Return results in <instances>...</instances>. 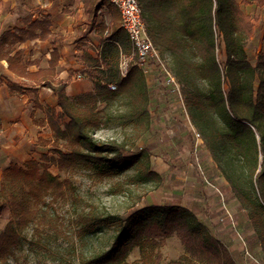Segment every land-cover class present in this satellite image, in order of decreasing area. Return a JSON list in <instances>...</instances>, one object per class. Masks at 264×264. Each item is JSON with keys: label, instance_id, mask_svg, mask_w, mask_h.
<instances>
[{"label": "trees", "instance_id": "16d2710c", "mask_svg": "<svg viewBox=\"0 0 264 264\" xmlns=\"http://www.w3.org/2000/svg\"><path fill=\"white\" fill-rule=\"evenodd\" d=\"M82 1L87 6L91 25H94L98 10L106 0ZM138 2L148 35L173 61L171 69L181 85L184 105L199 130L196 131L204 139L203 147L217 157L230 155L245 174L243 179L241 175L236 178L232 171L225 172L219 167L233 198L247 211L250 249L256 252V257L261 253L264 259V29L261 52L256 58L248 48L258 30L255 20H259L252 16L249 7L260 16L264 15V0ZM108 5L112 7L110 3ZM98 32L102 37L101 49L96 56L85 53L79 71L92 83V91L73 97L69 96L68 89L74 72L69 80H55L57 51L52 55L49 68L34 74L29 72L30 64L25 61L24 51L17 49L19 44L27 41L47 39L50 36L47 19H29L24 29L4 32L0 36V62L8 63L10 74L29 80L28 84L8 80L10 91L35 92L37 85H41L50 88L56 97L57 109H50L47 116L54 141L43 143L46 147L52 145L50 152L53 155L49 156L50 152L42 155V163L54 165L61 172L87 170L101 177H113L132 170L131 184L142 186L156 182L160 185L162 177L151 169V154L147 149L130 143L135 149L130 154L125 141H101L95 137L111 122L99 104L109 105L123 97L129 111L113 119L139 130L136 135L139 140L153 124L151 110L158 97L157 86L150 87L136 60L129 64L126 77H122V57L133 53L122 25L113 21L109 29L101 22ZM199 82L206 91L198 86ZM112 85L117 87L116 91L110 89ZM63 142L66 145H62ZM5 163L6 160L0 157V168ZM39 168L40 161L36 159L31 160L27 168L8 164L2 170V178L13 185L36 183L60 194L64 183L49 173L47 165L43 172ZM65 184L72 189L70 182ZM8 208L15 221L0 228V264H7L22 244L14 223L25 228L47 222V214L42 209H31L24 198L0 199V220ZM91 215L80 217L82 237L114 225L118 233L109 249L84 259L81 264H116L126 260L135 247L141 250L137 264H161V254L155 253L157 239L174 235L182 241L187 256L168 264H238L237 251L225 247L185 206L151 205L131 213L128 218Z\"/></svg>", "mask_w": 264, "mask_h": 264}, {"label": "rangeland", "instance_id": "374dc122", "mask_svg": "<svg viewBox=\"0 0 264 264\" xmlns=\"http://www.w3.org/2000/svg\"><path fill=\"white\" fill-rule=\"evenodd\" d=\"M107 6L111 8L108 4ZM107 6L105 5L106 8ZM100 10H102L98 11L100 17L108 16L105 9ZM249 11L252 16L259 18L258 21L255 20V26H258L255 40L248 43L253 58H256L261 52L264 15L260 16L250 7ZM155 47L161 53L167 69L174 76L171 57L156 45ZM75 69H80V63L75 65ZM149 71L150 73L145 76L150 87L157 86L155 91L158 96L157 104L151 110L153 124L149 131L137 140L139 130L113 119L129 111L126 99L121 97L109 105L99 104V108L106 112L111 122L98 131L95 137L101 141H125L130 147V154L135 152L130 143L147 149L151 154V169L162 177L160 185L156 182L142 186L131 184L129 179L134 175L132 170L113 177H101L96 172L87 170H79L76 173L61 172L56 166L42 163L40 160L41 156L49 153L52 148V145L46 147L43 143L54 141L48 128L33 132L36 138L29 146L28 155L18 149L22 145L19 138H13L15 145H9L8 149H4L7 138L1 133L0 127V157L6 160L4 166L0 168V199L9 201L12 196L24 198L31 209H42L47 214V222L41 226L30 224L25 228H19L14 223V229L21 236L22 244L10 256L7 264H81L84 259L109 249L118 233V228L114 225L82 237L80 234L83 227L80 218L82 214L128 218L131 213L151 205L187 207L225 247L237 251L238 264H264L262 254L256 257V252L253 253L250 249L247 211L242 208L239 200L233 198L228 182L221 176L219 167L225 172L232 171L236 178L241 175L243 179L245 174L241 172L237 162L231 160L230 155L217 157L204 148L202 136L197 142L193 132L196 126L184 105L183 97L181 98L182 90L179 95L177 91L174 92L172 86H167L161 67L154 64L150 66ZM77 74L75 72L69 82L76 81ZM174 78L176 80L175 76ZM177 85L181 89V85L179 83ZM198 86L206 91L202 83L199 82ZM40 134L47 138L38 137ZM61 144L66 145L65 142ZM13 146L18 150L13 149ZM52 155L50 152L49 156ZM33 159L40 161L41 172L47 165L49 173L64 183L60 194L53 188L47 190L36 183L25 185L20 182L13 185L3 181L2 170L6 165L14 164L27 168V164ZM67 181L71 183L72 189L65 184ZM223 200L233 214L235 225H232L229 218L221 221L224 214ZM14 221L15 217L8 208L0 220V228L4 229ZM36 229L39 232H36ZM156 243L158 246L155 253L161 254V264H168L187 256L185 246L176 235L159 237ZM246 247L252 258L246 254ZM140 258L141 250L135 247L130 250L126 260L116 264H137Z\"/></svg>", "mask_w": 264, "mask_h": 264}, {"label": "crops", "instance_id": "0c3cea01", "mask_svg": "<svg viewBox=\"0 0 264 264\" xmlns=\"http://www.w3.org/2000/svg\"><path fill=\"white\" fill-rule=\"evenodd\" d=\"M107 4L106 0L100 8L105 9L108 16L100 17L98 12L97 22L91 25L90 14L82 0H0V36L6 31L24 29L29 19H47L50 36L45 40L39 38L19 44L17 49L24 51L25 61L30 64L29 72L34 74L48 69L52 55L57 51L59 59L55 80H69L72 72L80 73L85 53L93 56L99 53L102 43L98 32L100 23H105L109 29L113 21L121 24L118 9L114 6L109 8ZM79 63L80 69H75ZM8 80L29 83L25 78L10 74L6 61L0 62V127L8 145L4 144L3 148L8 149L14 144L13 138H19L22 145L18 149L30 155L29 146L36 138L33 132L49 129L47 116L50 109H57L56 97L50 88L45 89L41 85H37L35 92L24 90L12 93ZM91 91L92 83L86 78L69 82L68 94L71 97ZM38 137L44 138L41 134ZM12 148L18 150L14 146Z\"/></svg>", "mask_w": 264, "mask_h": 264}, {"label": "built area", "instance_id": "2783aa9c", "mask_svg": "<svg viewBox=\"0 0 264 264\" xmlns=\"http://www.w3.org/2000/svg\"><path fill=\"white\" fill-rule=\"evenodd\" d=\"M108 2L110 3V5L118 9L121 16V25L126 31L129 41L133 48V53L131 54V56L122 57L120 64V73L122 77H126L128 73L129 64L132 61L136 60L137 65L139 66L140 69H142L145 75L150 73L149 71L150 66L155 64L158 67H161L166 78L167 86H172L174 88V92L177 91V93H179L180 95L181 89L180 87H178L177 81L175 80L171 72L167 69L165 65V61L161 56V53L155 47L153 40L148 35L138 0H108ZM84 79L85 77L80 73L75 76L76 81H82ZM110 89L112 91H116L117 87L112 85L110 86ZM193 132L197 142H199L201 140V135L196 131V129H194ZM217 191L220 193L219 190ZM221 196L223 198L222 194ZM228 207L229 206L223 200L222 210H224V214L221 218V221H225L226 218H229L232 225H235L233 214ZM246 254L250 258H252V256L247 250V247H246Z\"/></svg>", "mask_w": 264, "mask_h": 264}]
</instances>
